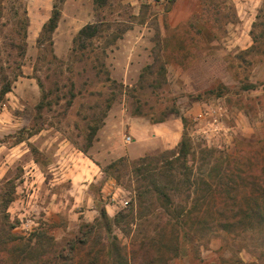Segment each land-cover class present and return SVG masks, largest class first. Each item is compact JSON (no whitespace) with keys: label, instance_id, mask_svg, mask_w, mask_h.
<instances>
[{"label":"rangeland","instance_id":"obj_1","mask_svg":"<svg viewBox=\"0 0 264 264\" xmlns=\"http://www.w3.org/2000/svg\"><path fill=\"white\" fill-rule=\"evenodd\" d=\"M100 1L0 0L3 61L12 8L29 17L23 76L0 106V264L70 242L75 264H121L145 237L170 258L163 264H264V0H196L176 26L166 0ZM57 3L53 46L40 48ZM92 24L100 34L75 43ZM216 104L224 131L195 119ZM154 125L166 143L146 142ZM183 138L188 178L172 166ZM143 157L159 159L142 169L147 180L133 172ZM121 159L125 167L110 168ZM139 185L151 189L141 206ZM160 192L185 209V224ZM103 206L112 219L122 213L120 225L101 218ZM91 207L97 218L81 220ZM150 222L166 233L148 232Z\"/></svg>","mask_w":264,"mask_h":264},{"label":"trees","instance_id":"obj_2","mask_svg":"<svg viewBox=\"0 0 264 264\" xmlns=\"http://www.w3.org/2000/svg\"><path fill=\"white\" fill-rule=\"evenodd\" d=\"M96 1L98 2L100 0H96ZM175 2L176 0L169 1V3L171 4H174ZM59 7L60 6L58 3L55 4L52 16L50 17L48 22L43 26V30L37 41L38 46L40 48H43L46 45L50 47L53 46V38H52L53 33L57 29V26H58V23L61 17V11ZM12 11H13L12 12V19H13L12 26L13 27L11 30V34L9 38L7 39L6 43L2 45V51H1L7 54L8 59L5 61H3V59H0V106L4 104L6 96L12 92L13 86L15 82L17 81V79L23 76V71H22L23 59L26 55V49H27V34H28V28H29V17H28L27 9L24 5L21 4L20 7L19 5L17 8L13 7ZM99 34H100V30L98 26L93 25V24L87 25L85 28H83L79 32V35L75 39V43H83L84 40L85 41L92 40L95 37H97ZM24 131H28V129ZM39 132L40 131H37V130H29L28 137L29 138L33 137ZM189 151H190V146H189L188 140L186 138H183V140L181 141V143L179 144L177 148V153H179L180 157L177 158L174 163H172V166H174V164H179L180 170L182 169L184 171V176H186L187 178L189 177V175L192 174V171L188 169L187 164H186V160H187L186 158H187ZM158 160L159 159L153 158V157H143L139 160V162L137 163L139 166L135 167L133 169V172L137 174L139 177L147 180L149 175L148 174L144 175V173H142L143 172L142 169L144 167H148L152 165L153 163H157ZM125 162H126L125 159H121L113 163L110 166V168L120 170L118 169V167H121V166L125 167ZM149 190L151 191V189L148 186L147 187H142L140 185L137 186L136 193H137V198L140 203V206L144 204L145 202L144 197L146 196V194L150 193ZM188 190H190L189 187H188ZM153 191L155 193L159 192L157 188H154ZM159 195L161 198L168 197L166 199L169 205L168 213L170 214L168 215L174 218V222L177 224L180 223L182 225L185 224V220H186L185 217L188 215V213L187 214L185 213V209L183 207L181 208L179 207V210H177L176 208L170 209V206L172 207V204H173L171 203V198L164 192H160ZM140 206H138L137 211L141 210ZM131 210L134 211V208H132ZM193 211L200 213L202 211V205L200 203L197 204V206L193 207L191 213ZM99 213H100L101 218L105 222L106 221L113 222V223H117V225H120V222L123 216L122 213L117 214L114 217V219H112L108 216L106 212V208L104 206L99 210ZM149 226L150 228L147 227L148 232L149 231L154 232L159 229L156 227L157 225L153 226L152 222H150ZM261 226H262L263 233H264V222L263 221L261 223ZM85 227L88 228L91 226L86 225ZM158 231H162L166 233V228H161V230H158ZM174 236H177V234H174ZM155 239L154 237H151V238L145 237V240L143 239L140 241L139 246H137L136 244L135 246H133L135 250L131 251L130 254H126L125 256H123V254H121L120 252L119 254L123 256V258L122 257L120 258L121 264H132L131 261L135 257H138L137 259H139L140 264H163L164 262L169 261L170 258L166 259L162 255V253H160L159 248L154 249V246L156 244ZM37 241H36V245H37ZM82 244H84V241L82 242ZM76 247H77L76 242H70V244H68V247L62 249L58 254H51L46 257H43L42 254L40 253H39L40 256L37 253L35 256H33L31 251L34 252L36 249L27 247L29 249L28 253H25V257L23 258L22 262L18 264H67L66 263L67 261H70V264H75L77 261L76 260L77 255L75 253ZM176 248L177 249H175L174 247L175 249L174 257H178L179 255L178 251L180 247L176 246ZM65 251H67L66 254H64Z\"/></svg>","mask_w":264,"mask_h":264},{"label":"crops","instance_id":"obj_3","mask_svg":"<svg viewBox=\"0 0 264 264\" xmlns=\"http://www.w3.org/2000/svg\"><path fill=\"white\" fill-rule=\"evenodd\" d=\"M196 0H177L174 3V7L172 9V13L171 15H173L175 17V24H172L173 26H176V24H183L186 21H188L189 19H191V17L195 14V9H196ZM177 19V21H176ZM159 129L160 125H154V126H149L146 128V136L147 139L146 142L150 143L152 145V142L155 143H166V140H161V138L159 139V137L157 136L156 133H159ZM171 139V138H169ZM143 153H139V154H135L134 152H128V156L132 159H137L142 157ZM114 206V205H113ZM112 206V207H113ZM112 207H107V210L109 211V208ZM92 209H88L87 211H82L79 214L82 216L81 220L86 221V222H92L94 221L97 216H98V212L95 208L91 207ZM80 220V221H81Z\"/></svg>","mask_w":264,"mask_h":264},{"label":"built area","instance_id":"obj_4","mask_svg":"<svg viewBox=\"0 0 264 264\" xmlns=\"http://www.w3.org/2000/svg\"><path fill=\"white\" fill-rule=\"evenodd\" d=\"M169 2L170 0H166ZM226 108L223 107L221 104L218 105H209L205 109V113H199L198 116L195 118L197 121H206L208 126L216 131H224V118H226ZM228 116V115H227ZM127 142H131V138H127ZM120 190V189H119ZM113 195V194H112ZM119 192L114 193L112 196V200L116 201L119 198ZM128 200L123 202L124 207L129 205Z\"/></svg>","mask_w":264,"mask_h":264}]
</instances>
